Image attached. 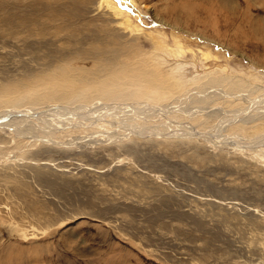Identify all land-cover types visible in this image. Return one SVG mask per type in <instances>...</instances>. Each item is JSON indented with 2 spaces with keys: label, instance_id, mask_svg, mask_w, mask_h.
I'll list each match as a JSON object with an SVG mask.
<instances>
[{
  "label": "rangeland",
  "instance_id": "rangeland-1",
  "mask_svg": "<svg viewBox=\"0 0 264 264\" xmlns=\"http://www.w3.org/2000/svg\"><path fill=\"white\" fill-rule=\"evenodd\" d=\"M131 62L140 81L157 85L139 81L155 104L196 91L210 74L264 84V0H0V97L27 96L36 79L69 70L82 73L74 87H90ZM221 101L198 113L229 121L258 105ZM258 131L264 122L225 132ZM101 137L69 147L18 138L15 150L0 131V264H264V159L252 158L255 148Z\"/></svg>",
  "mask_w": 264,
  "mask_h": 264
},
{
  "label": "bare ground",
  "instance_id": "bare-ground-1",
  "mask_svg": "<svg viewBox=\"0 0 264 264\" xmlns=\"http://www.w3.org/2000/svg\"><path fill=\"white\" fill-rule=\"evenodd\" d=\"M113 12L118 13L115 8H113ZM191 19L192 17L188 18L187 21ZM181 50L183 49L178 51L181 53ZM135 65L133 62L121 63L111 70L113 74L96 80L90 87H74L75 82L81 81L80 75L82 73L79 72L81 73L78 74L79 77L77 72L71 73L70 70L68 72L62 71L56 77L54 76L55 79L53 80L36 79V81L34 79L36 81L34 82L41 86L32 84L27 90V96L20 94L21 91L19 90L18 93L13 92L10 95L4 94L0 97V131L7 130L11 134V141L14 143L18 138H23L25 142L22 143L23 141H21V143L25 146L28 143V146H31V142L34 144L38 141H45L58 147H69L71 144L81 145L80 143H87V141L100 140L95 136L105 137L106 140H113V137L122 139L133 135L157 138H189L193 136L196 138L199 136L215 147L226 146L235 150L253 147L256 150L251 155L252 158L260 161L264 159L262 152L264 150L262 149L264 131H260V133L258 131L259 135H255L257 137L254 136L251 139L248 136L232 135V133L225 132L231 127L243 130L250 127L251 124H263L264 84L250 83L248 80L247 85H245L242 82L243 79L234 80L227 73L223 77L222 75L219 77L210 74L206 80H203L204 82L195 86L196 91L188 94L179 92L170 102L164 103L163 101L160 102L161 104H155L153 101L144 99L145 96L143 97V95L144 92H149V90H145V86L151 85L150 91H152V88L157 85L140 81L132 73V67ZM138 70L140 71L138 76L141 79L148 82L152 81L148 76L150 75L148 70L141 67H138ZM123 73L124 75H122ZM139 81L141 85L145 84L144 88L139 87ZM25 84L27 86V83ZM206 87H213L214 89L206 92ZM253 93L255 95L251 96ZM149 95L152 97L151 93ZM232 95L235 96L232 97ZM140 96L142 98H136ZM231 98L246 100L248 103H257L258 105H254L255 107L248 113H245L248 104L245 107L235 109L238 112H234L232 117L228 119L229 121L226 120L225 116L218 117L216 120L218 111H211V108H208L210 111L198 113L201 112V109L206 111L204 110L205 107L211 102L222 100L221 102L226 104L225 101ZM189 105H191L190 109H193L192 105L200 109L197 110L194 107V110L197 111L191 112ZM230 106L228 108L226 105L228 109H232ZM199 115L202 119L200 118V122L197 119V122L194 118ZM211 118L216 120L213 125L200 127L204 121H209ZM194 120L196 124L191 122ZM64 133L70 134L71 138L68 140H63V138L59 141L55 137L56 134ZM16 144L18 145L15 146V150L20 146L19 142Z\"/></svg>",
  "mask_w": 264,
  "mask_h": 264
}]
</instances>
